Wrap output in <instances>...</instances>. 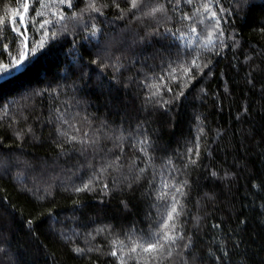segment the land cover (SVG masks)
<instances>
[{
  "label": "trees",
  "instance_id": "16d2710c",
  "mask_svg": "<svg viewBox=\"0 0 264 264\" xmlns=\"http://www.w3.org/2000/svg\"><path fill=\"white\" fill-rule=\"evenodd\" d=\"M0 264H264V0H0Z\"/></svg>",
  "mask_w": 264,
  "mask_h": 264
},
{
  "label": "snow or ice",
  "instance_id": "6c2138e0",
  "mask_svg": "<svg viewBox=\"0 0 264 264\" xmlns=\"http://www.w3.org/2000/svg\"><path fill=\"white\" fill-rule=\"evenodd\" d=\"M59 2L62 3V4L65 3V2H67L69 5H71V0H59ZM189 2H190V0H189ZM136 4H137V0H132V7H136ZM23 10H24V12H27L28 11V4L27 3L24 4ZM93 10L98 11V9H95L94 7H93ZM153 11H156V9H154ZM212 16L215 17L216 16V13L213 12L212 13ZM62 18L63 17H61V19ZM20 19H21V22H23V17L22 16H21ZM44 23L47 24V23H50V21L45 20ZM26 55H27V53H21V59H23V57L26 56ZM21 59L16 60V64L17 65H19L21 63ZM193 63H195V61H193ZM7 67H8V65H3V68L6 69ZM185 71L187 72V71H190V70H187L186 69ZM154 87H157V92L156 93H153V95H158V88H159V86H154ZM85 187H87V185H85ZM172 211L173 212L176 211L175 207H173ZM169 219H172L171 213L169 214ZM163 239L164 240H169V239H174V238L171 237V236H169V235H167V234H165L164 237H163ZM162 247H163V245L160 244L159 241H158L156 244H150L147 248L144 249V251H151V250H154L156 248H162ZM132 250L135 251V249H132ZM113 255H115V253H113Z\"/></svg>",
  "mask_w": 264,
  "mask_h": 264
},
{
  "label": "water",
  "instance_id": "95a60500",
  "mask_svg": "<svg viewBox=\"0 0 264 264\" xmlns=\"http://www.w3.org/2000/svg\"><path fill=\"white\" fill-rule=\"evenodd\" d=\"M25 13H26V12H24L23 15H22L23 19H24V15H25Z\"/></svg>",
  "mask_w": 264,
  "mask_h": 264
}]
</instances>
